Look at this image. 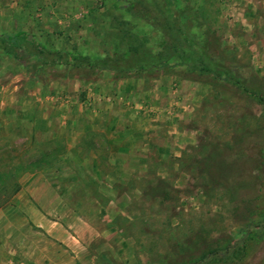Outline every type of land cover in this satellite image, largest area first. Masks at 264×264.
<instances>
[{
  "label": "rangeland",
  "instance_id": "374dc122",
  "mask_svg": "<svg viewBox=\"0 0 264 264\" xmlns=\"http://www.w3.org/2000/svg\"><path fill=\"white\" fill-rule=\"evenodd\" d=\"M169 8L0 0V32L111 68L25 79L0 52V171L55 155L32 172L70 183L85 264H264V0Z\"/></svg>",
  "mask_w": 264,
  "mask_h": 264
},
{
  "label": "crops",
  "instance_id": "0c3cea01",
  "mask_svg": "<svg viewBox=\"0 0 264 264\" xmlns=\"http://www.w3.org/2000/svg\"><path fill=\"white\" fill-rule=\"evenodd\" d=\"M25 174L0 206V264H85L80 234L74 233L83 219L70 209V216L64 214L70 183L53 181L42 170Z\"/></svg>",
  "mask_w": 264,
  "mask_h": 264
},
{
  "label": "trees",
  "instance_id": "16d2710c",
  "mask_svg": "<svg viewBox=\"0 0 264 264\" xmlns=\"http://www.w3.org/2000/svg\"><path fill=\"white\" fill-rule=\"evenodd\" d=\"M166 4L167 9L165 11L171 17L169 5L177 8L180 0H166ZM0 52L11 56L18 62L21 67V75L25 79H44L50 76L45 70L55 67H60L65 74H69L72 69L82 68L111 70L104 57L79 50L61 51L51 48L23 29L0 32ZM44 156L43 154V156L34 159L32 157L27 160L18 159L10 170L0 171V182L9 181L12 184L11 190L0 200V206L19 190L18 180L23 173L39 169L55 157V155H52L47 159Z\"/></svg>",
  "mask_w": 264,
  "mask_h": 264
}]
</instances>
